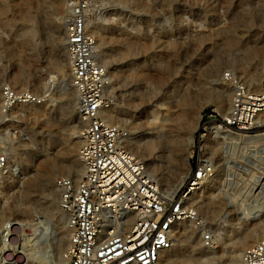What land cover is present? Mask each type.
<instances>
[{"label":"rangeland","instance_id":"rangeland-1","mask_svg":"<svg viewBox=\"0 0 264 264\" xmlns=\"http://www.w3.org/2000/svg\"><path fill=\"white\" fill-rule=\"evenodd\" d=\"M76 1L0 0V155L6 161L0 170V218L2 225L15 221L29 227V264H58L57 255L66 259L68 230L59 211L57 181L76 180L80 126L70 61L67 53L66 59L58 56L66 51V34L56 46L55 33ZM108 24L111 34L105 31ZM92 30L97 58L111 75L109 98L121 113L114 122L130 133L131 150L142 161L147 158L140 145L169 139L170 152L157 158L158 171L152 161L145 163L158 190L171 195V202L180 199L185 184H178L179 171L194 172L202 155L199 130L205 118L197 117H222L218 95L232 101L234 85L246 86L243 75L255 68L262 75L264 0H92ZM232 38L239 43L228 48ZM22 68L28 81L15 85ZM3 89L30 95L40 104L26 105L29 113L21 112L24 106L4 111ZM185 97L195 116L182 103ZM221 153L217 147L208 152L215 162ZM182 154L189 157L186 163ZM237 155L243 168L218 172L214 188L190 199V215L173 234L171 264H237V255L257 243L247 240L236 251L246 233L264 236L263 222L239 219L237 213L264 204V147L254 157ZM247 172L252 179L241 190ZM47 174L54 176L51 187ZM231 196L236 197L233 209L227 208ZM47 197L55 199L54 213ZM226 215L230 228L224 230L220 225ZM208 234L214 242L210 247L204 241Z\"/></svg>","mask_w":264,"mask_h":264},{"label":"built area","instance_id":"built-area-1","mask_svg":"<svg viewBox=\"0 0 264 264\" xmlns=\"http://www.w3.org/2000/svg\"><path fill=\"white\" fill-rule=\"evenodd\" d=\"M92 0H77L70 8L66 29V53L70 61V84L76 99L80 126L78 160L83 166L80 181H57L59 209L69 232L68 264H161L173 245L176 226L190 215V199L202 193L218 172L233 166L231 152L240 147L239 133L255 135L264 131V67L259 90L234 85L230 108L224 116L202 117L199 142L212 140L202 151L194 172L188 174L182 197L163 195L153 182L144 161L128 149L130 133L109 121L113 102L109 98L110 77L97 58L94 39L88 31ZM229 77V76H228ZM234 77L230 81L234 83ZM40 104L30 95L2 91V110ZM220 143V144H219ZM222 151L215 162L208 152ZM6 161L0 155V170ZM221 173V174H222ZM12 241H15L14 243ZM212 246L213 237H204ZM25 233L7 226L0 231V264H27L18 257L27 252ZM13 257L7 260V255ZM243 264H264V236L243 253Z\"/></svg>","mask_w":264,"mask_h":264},{"label":"bare ground","instance_id":"bare-ground-1","mask_svg":"<svg viewBox=\"0 0 264 264\" xmlns=\"http://www.w3.org/2000/svg\"><path fill=\"white\" fill-rule=\"evenodd\" d=\"M69 16H70V10H68V8H67V10H66V17H69ZM67 22H68V20H66L63 23L62 29L60 28V26L57 27V31L55 33V35H56L55 36V39H57L58 41H56V46H58L60 44L59 37L61 35L66 34ZM108 27H109V24L107 25V28L105 29V31L108 34H111L110 32H108L109 30H111ZM91 35H92V37L94 39V42L96 43V36H97L96 31L95 30H92L91 31ZM65 41H66V35H65ZM238 43H239L238 39L232 38V39H230V41H228L227 46L229 48V47L234 46L233 44H238ZM60 47H61V45H60ZM130 47L131 46H128V48L126 49L127 52H129L131 50ZM60 53H62V54H59L58 53V56H60L63 59H66L67 58L66 57V51H64V48L62 49V52L60 51ZM217 59H219V60H217V63L222 62L221 57H218ZM227 62L229 63V61H227ZM230 63L231 64H235L234 61H230ZM257 70H259V69L255 68L253 70V72L243 75L244 83L253 92H257L259 90V85H260V78H259V75L257 74ZM25 71H26V68H22L21 69V72H20V75L21 76L19 78H16L14 80V84L15 85H23L24 83H26L28 81V79L25 77V73H26ZM109 77L111 78L110 73H109ZM35 86L38 87L39 84L38 85H35ZM188 99H189L188 97H185L182 100V103L183 104H186L188 106V111L191 113V115H194L195 116L196 113H197V111L192 106L191 101L188 100ZM217 105H218L219 110H221L222 115L224 116L228 112V110L230 108L231 99L229 101V99L227 98V96L224 95V93H221L217 97ZM19 107H23V106H19ZM25 107H27V106H24V108L21 111L22 113H26V112L29 111V109L28 108H25ZM120 115H121V113L119 112L118 107L113 103L112 104V108H111L110 112H108L106 114V117L109 119L110 122H112L114 124H117V122H114V121L117 118V116H120ZM201 118H202V116L199 115L197 117L198 121L201 120ZM120 126H121V124H120ZM201 129L199 130L200 133H201ZM146 135L147 136L148 135H153V133H148ZM162 136H163V134L160 135V138ZM164 138L161 141L157 140L158 142L155 140V142L148 143L147 145L145 144L146 146H144V145L143 146H141V145L139 146L141 148L140 152H141L143 158H145V157L147 158L146 160H144V162H150V161H152V163L150 165H151V167L155 171H158V165H156V162L158 161L157 158H159L160 155H162V154H165L166 155L167 153L169 154V152H170L169 151V142H168L169 139L167 137H164ZM236 140H237V142H238V144H239L240 147L238 148V150H234L233 152H231V157H232V160H234V161H231L230 160L229 163L232 166L239 167L240 165H238L239 163H237V159H238V155L237 154L241 153V155H242L241 157H244V158H248L249 155L251 157H254L264 147V131L258 132L255 135H246V134H243V133H239V135H238V137H237ZM130 143H131V145L130 144L128 145V147H129L128 149L134 155V153L132 152L131 147H130V146H132V143L133 142L131 141ZM189 143L190 144L193 143L192 137L189 138ZM211 143H213V141L211 139L205 141L204 144L202 145L201 150L202 151H205L206 149H209L211 147ZM79 145L80 146L78 148L80 149V147H81V142L80 141H79ZM78 154H79V150H78ZM38 155H39V153L36 156H38ZM7 156L9 158V160H8V164H9V162H10V154H7ZM134 156H136V155H134ZM137 158H139V157H137ZM181 159H182L183 162L186 163L188 161L189 157L187 155L182 154L181 155ZM78 162H79L78 163V165H79L78 167L79 168L75 171V178H76V180H74L76 182L80 181V178L83 175V166L80 163V161H78ZM145 164L147 165V163H145ZM240 167L243 168V166H240ZM246 171L249 172L248 169H246ZM188 172H189L188 169L185 172H184L183 169H181L179 171V175H181L180 178H179V183H178L179 185H182L185 182V179L187 177ZM248 172L246 173V176H248ZM217 176L218 175L216 174L215 176H213V178L207 184H205L203 186H200V189L203 190L202 193L206 194V193H208V191H210L212 189L211 187L214 188L213 182L216 183ZM248 177H247V182L241 188V190L246 189L247 185L251 182L250 180L252 179V175L249 178ZM53 178H54L53 175L47 174V177H46L45 182H46V184L48 186H50L52 184ZM170 197H171V195H170ZM45 199L47 200V207L48 208H51V210L49 209L50 210V213L51 212L54 213L55 210H56L55 209V199L50 198V197H47ZM235 199H236V197H232V196L227 198V201H228L227 208L233 209V208L236 207ZM208 204H207V206H208ZM237 213L240 216L239 219H246V220H252V221H261V222H263L262 226L264 227V204L258 206L257 208H255V209H253V210H251L249 212H245L243 210H239ZM2 222H3V220L0 218V231L3 228L7 227V226L14 227V230L15 231H17L18 229L23 230L24 233H25V242H24V245L27 247V245L29 243V236H30L29 227H27L25 225H22V224H20L18 222H15V221H9L8 223H6L4 225H2ZM220 227H221V229H224V230H225L224 227L230 228V219L227 217V215L223 218ZM240 229H241V227H240ZM252 234H254V233H252V232L246 233V235L242 239V243L235 246V250L238 251V252H240L241 249H243L245 247L243 244H245V242H247V240L248 241H251L252 240V241H255V242H259L261 240V238H262L261 237L262 236L261 233H259L255 237H252L251 236ZM12 242L14 243L15 241H12ZM199 243H201V241L196 242V244H199ZM68 245H69V232L67 234V249H68ZM55 246L58 247L57 243L55 244ZM57 247H56V250L58 249ZM172 251H173V249L171 248L170 250H168L167 252L164 253V256H163V258L161 260V264H171V258H169L170 256L168 255V253L169 252L171 253ZM202 255H203V253H202ZM12 257H13V255L11 253H9L7 255L6 259L7 260H10ZM24 258H27L28 259L27 260L28 261L27 264H29V262H30V255L27 252H23L22 251V254L18 257L17 261L18 262H21V261H23ZM57 258H58V264H68L67 259H65V255L64 256L63 255H59V256L57 255L56 259ZM236 259L238 261L237 264H243V256H242L241 253L239 255H237Z\"/></svg>","mask_w":264,"mask_h":264}]
</instances>
